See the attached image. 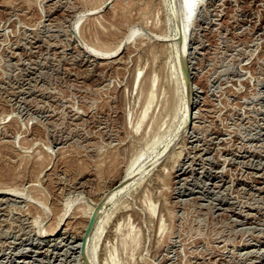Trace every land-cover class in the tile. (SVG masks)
<instances>
[{
    "label": "rangeland",
    "instance_id": "1",
    "mask_svg": "<svg viewBox=\"0 0 264 264\" xmlns=\"http://www.w3.org/2000/svg\"><path fill=\"white\" fill-rule=\"evenodd\" d=\"M180 2L0 0V264H91L80 234L45 237L58 211L96 209L166 141L93 264H264V0H203L186 35Z\"/></svg>",
    "mask_w": 264,
    "mask_h": 264
},
{
    "label": "bare ground",
    "instance_id": "2",
    "mask_svg": "<svg viewBox=\"0 0 264 264\" xmlns=\"http://www.w3.org/2000/svg\"><path fill=\"white\" fill-rule=\"evenodd\" d=\"M90 1V0H89ZM203 0H181L182 2V6H181V16L182 18H180L179 20H182L178 23V32H180L179 30H182L181 33L182 34H185V30H186V27H187V21L190 18V16L194 13V9L195 11L197 10V7L198 5H200L202 3ZM180 2V3H181ZM104 5V4H103ZM99 9V8H98ZM176 15V14H175ZM187 19V21H186ZM192 20V19H191ZM190 20V21H191ZM187 23H186V22ZM176 24V23H175ZM191 24V22H190ZM189 26V24H188ZM190 27H188L189 29ZM188 31V30H187ZM179 34V33H178ZM135 35V34H134ZM186 35V34H185ZM185 35H184V39L181 40L183 41V44L181 45V47H179L177 49V63H178V67H179V74H181L180 76H182V85H183V90H184V94L186 96H184V104H183V109H184V112H183V115H182V123H181V126H183V130L185 128H187L186 126L188 125V120H189V117H188V112H189V109H190V102L192 100L191 98V95H190V91L192 90V88L188 87L187 86V79L184 77V74H183V71L185 73V64H184V60H185V54H186V49L185 47L187 46L186 45V38H185ZM179 36H181V34H179ZM129 37V36H128ZM132 37V36H131ZM129 37V38H131ZM183 37V36H182ZM187 37V36H186ZM179 38V39H180ZM98 40V39H97ZM87 42V41H86ZM104 42V40H103ZM106 43V41L104 42ZM110 44V43H109ZM180 44V43H179ZM103 45V44H102ZM107 45V44H106ZM106 45H104V47H106ZM95 46V45H94ZM101 46V45H100ZM98 48V47H97ZM105 51V50H104ZM109 54V53H108ZM158 57V56H157ZM176 58V57H175ZM174 62V61H173ZM165 64V63H164ZM164 67V66H163ZM153 72V71H152ZM155 73V72H154ZM186 74V73H185ZM151 75V74H150ZM177 76V75H176ZM156 76L153 75V79L155 78ZM187 77V76H186ZM137 78V77H136ZM150 79V77H149ZM152 80V79H151ZM156 81V80H155ZM154 81V82H155ZM137 82V81H136ZM153 81H151V84H152ZM194 82V81H193ZM149 84V85H151ZM137 85V84H136ZM193 85V84H192ZM153 87L155 86L154 83L152 85ZM155 88V87H154ZM151 90L150 93L148 94L149 95V98H148V108L150 106V103L151 101L153 100V98H155V93H154V90L153 88L151 87L150 88ZM148 90V89H147ZM182 90V91H183ZM148 91V92H149ZM155 92H156V89H155ZM183 94V95H184ZM148 97V96H147ZM194 105H195V102L192 103V110H194ZM151 107V106H150ZM152 108V107H151ZM148 110L146 109L144 113H146ZM146 119V118H145ZM190 119H192V112H191V117ZM141 121V120H140ZM180 125V124H178ZM179 127V126H178ZM178 129V128H177ZM176 129V130H177ZM178 135V134H177ZM158 136V135H157ZM176 137V136H175ZM176 139V138H174ZM155 140V139H154ZM173 142V141H172ZM151 143V142H149ZM155 144V143H154ZM170 144L172 143H168L166 141L165 143V149L164 151H162V154L161 152L159 154H157L156 156V159H152L151 160V157L152 156H148L143 162H139L141 157L143 156V151L136 154L135 158L134 159H131L128 167H126V170L123 174V176L121 177V179L119 181H117L109 190L110 192H108L109 194L107 195H104V197L98 201L101 202V204L99 203V206L96 208V209H93L94 207L91 206V209H90V205L87 206L86 205H82V207L79 205V209H76L74 210V212L70 213L72 211V208L73 206H75V204L77 202H79V200H68L66 203H64V207H61L60 210L58 211L57 213V218H56V227H53L51 228L49 231H46V235L45 237H52V236H55V235H62V237L64 236H67L68 234L69 235H73V233H75L76 236H78L79 234V237L77 239L80 238V241L83 242L84 240V237H85V233H86V230L89 226V223L91 221L92 218H95V223H94V226H93V229H92V232L91 234H89L90 236H88V240L86 241L84 247H83V252L82 254L85 256V258L88 257V259L91 261V264L95 263V256H94V250H95V247H94V240L96 238V235L99 231L100 228H103L102 225L107 221V217H104L105 213L107 211H109L110 207L108 209H106L108 207V205H110L111 203H113L112 201H114V199L117 200V198L119 196H121L122 194H124L126 191L130 190V188L132 187V185L136 182V178L140 175H144L147 171H149L151 168H153L161 159H162V156H164L166 154V152L170 149ZM148 146V144H147ZM150 146V145H149ZM155 146V145H154ZM14 147V146H13ZM152 148V146H151ZM146 149V148H145ZM15 159V158H14ZM113 164V163H112ZM118 164V163H117ZM2 167V165H1ZM6 167V166H5ZM8 167V166H7ZM9 168V167H8ZM36 168V167H35ZM81 168V167H80ZM1 173V171H0ZM8 174L10 175L8 169L4 168L3 171H2V175L4 176H7L8 178H10L11 176H8ZM4 176L2 178H4ZM15 176V175H13ZM30 177V176H29ZM7 178V179H8ZM18 178V176L16 177V179ZM141 178V177H140ZM14 180L13 177L10 178L9 180ZM15 179V180H16ZM22 179V177H21ZM11 180V181H12ZM23 180V179H22ZM112 180V179H111ZM141 180V179H140ZM139 180V181H140ZM143 181V180H142ZM10 182V181H9ZM13 182V181H12ZM162 182V181H161ZM15 183V182H14ZM18 183V182H17ZM137 183V182H136ZM13 184V183H12ZM16 184V183H15ZM32 185V184H31ZM118 185V187H117ZM2 186V185H1ZM1 188V187H0ZM11 188V187H10ZM8 189L7 191H13L12 189ZM114 188H117V189H114ZM1 190V189H0ZM21 190V189H20ZM27 190V189H26ZM5 191V189H4ZM70 192V191H69ZM20 193V192H19ZM31 193V192H30ZM33 193V192H32ZM2 194V193H1ZM4 194V193H3ZM101 198V197H100ZM99 198V199H100ZM76 199V198H75ZM35 200V199H34ZM146 200V199H145ZM95 203V202H94ZM79 204V203H78ZM93 204V203H92ZM96 204V203H95ZM77 205V204H76ZM115 205V204H114ZM97 206V204H96ZM117 205H115L116 207ZM123 207V206H122ZM75 208V207H74ZM105 208V209H104ZM112 208V206H111ZM126 208V207H124ZM113 209V208H112ZM128 209V208H127ZM131 211V210H130ZM108 213V212H107ZM114 215V214H113ZM38 220H39V217H37ZM110 219V218H109ZM35 221V220H34ZM36 225L38 223V221H35ZM34 224V223H33ZM161 227V226H160ZM163 229V228H162ZM116 231V230H115ZM78 233V235H77ZM128 233V232H127ZM42 234V233H41ZM99 237V236H98ZM45 239V238H44ZM97 239V238H96ZM124 239V238H123ZM62 240V239H61ZM132 243L135 244V242L137 241L136 238H133V239H129ZM121 241V240H120ZM127 239L123 240V246L124 249H126V245L127 244ZM131 242H128L131 244ZM57 243V242H56ZM80 243V242H78ZM60 244V243H59ZM93 244V246H92ZM122 244V243H121ZM137 244V243H136ZM82 245V244H81ZM132 245V244H131ZM134 246V245H133ZM80 247V246H79ZM82 247V246H81ZM128 247V246H127ZM71 249V248H70ZM133 251V250H132ZM97 253V251H96ZM111 253V252H110ZM87 255V256H86ZM84 256L82 257V259L84 258ZM113 256V255H112ZM84 258V259H85ZM85 261V260H84ZM88 261V260H87ZM108 261V260H107ZM86 262V261H85Z\"/></svg>",
    "mask_w": 264,
    "mask_h": 264
},
{
    "label": "water",
    "instance_id": "3",
    "mask_svg": "<svg viewBox=\"0 0 264 264\" xmlns=\"http://www.w3.org/2000/svg\"><path fill=\"white\" fill-rule=\"evenodd\" d=\"M94 223H95V218H92L90 223H89V226H88V228L86 230L85 237H84V240H83V244L86 243V240H87L89 234L91 233V231L93 229Z\"/></svg>",
    "mask_w": 264,
    "mask_h": 264
}]
</instances>
